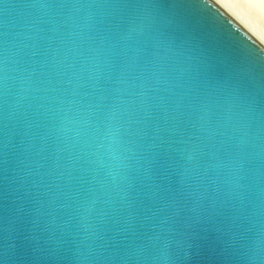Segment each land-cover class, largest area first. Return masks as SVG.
Listing matches in <instances>:
<instances>
[{"label":"water","instance_id":"water-1","mask_svg":"<svg viewBox=\"0 0 264 264\" xmlns=\"http://www.w3.org/2000/svg\"><path fill=\"white\" fill-rule=\"evenodd\" d=\"M0 264H264V48L211 0H0Z\"/></svg>","mask_w":264,"mask_h":264},{"label":"rangeland","instance_id":"rangeland-1","mask_svg":"<svg viewBox=\"0 0 264 264\" xmlns=\"http://www.w3.org/2000/svg\"><path fill=\"white\" fill-rule=\"evenodd\" d=\"M238 11L264 37V0H221Z\"/></svg>","mask_w":264,"mask_h":264},{"label":"bare ground","instance_id":"bare-ground-1","mask_svg":"<svg viewBox=\"0 0 264 264\" xmlns=\"http://www.w3.org/2000/svg\"><path fill=\"white\" fill-rule=\"evenodd\" d=\"M220 9H222L234 22H236L246 33H248L262 48H264V37L258 31L241 17L235 9L229 7L227 4L221 0H211Z\"/></svg>","mask_w":264,"mask_h":264}]
</instances>
